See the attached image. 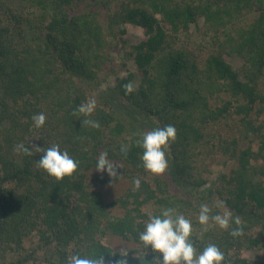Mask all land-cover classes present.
<instances>
[{
    "label": "trees",
    "instance_id": "trees-1",
    "mask_svg": "<svg viewBox=\"0 0 264 264\" xmlns=\"http://www.w3.org/2000/svg\"><path fill=\"white\" fill-rule=\"evenodd\" d=\"M129 26L144 38L128 41ZM92 99L93 113L77 111ZM168 124V167L153 174L138 141ZM54 144L79 160L63 180L36 163L35 147ZM102 152L117 175L95 169ZM201 204L230 211L229 227L201 225ZM169 207L192 221L198 251L213 243L222 264H264L247 254L264 250V0H0V264L90 252L115 264L121 248L149 264L138 233Z\"/></svg>",
    "mask_w": 264,
    "mask_h": 264
},
{
    "label": "clouds",
    "instance_id": "clouds-1",
    "mask_svg": "<svg viewBox=\"0 0 264 264\" xmlns=\"http://www.w3.org/2000/svg\"><path fill=\"white\" fill-rule=\"evenodd\" d=\"M128 93L134 88L132 83L124 85ZM96 107L95 99L81 104L77 111L85 116L93 113ZM33 126L40 128L45 125L46 115L44 112L33 114ZM83 125L88 124L92 127H99V123L93 120H82ZM177 136V130L174 125L168 124L163 127H156L151 131L142 133V139L138 144L142 147V163L144 169L153 173H163L168 167L166 150L170 141H174ZM18 150L25 154H31V150L24 144L17 145ZM35 150L41 152L37 166L45 170L50 176L57 180H63L65 176L74 174L79 166V160L70 156L67 150H61L58 144L47 148L35 147ZM121 151L127 153V147L122 146ZM95 169L111 175H117V165H114L106 152L100 153L96 160ZM135 186L140 187V180H135ZM211 209L207 204H201L199 209L198 221L201 225H207L209 220H213L221 228H228L232 220V214L225 209L223 214L210 216ZM235 223L239 225L237 217ZM240 228H233L232 236L240 235ZM193 226L192 221L184 214L177 212L174 208H163L157 215H149L144 229L138 233L139 241L144 248L155 254L149 264H222L224 253L213 243L207 244L202 251H198L192 240ZM116 256L115 254H112ZM129 251L121 248L120 258L115 264H129L127 259ZM65 264H105L104 256L97 252H90L87 255L69 254L66 257Z\"/></svg>",
    "mask_w": 264,
    "mask_h": 264
},
{
    "label": "rangeland",
    "instance_id": "rangeland-1",
    "mask_svg": "<svg viewBox=\"0 0 264 264\" xmlns=\"http://www.w3.org/2000/svg\"><path fill=\"white\" fill-rule=\"evenodd\" d=\"M125 37H127L128 41L135 43L137 41L139 42L141 39L144 38V33H143V30L141 28H138L136 26H129L128 27V32L126 33ZM119 59H121V55L120 54H119L118 60ZM232 61H234L235 66H237L239 63H241V60L238 59V58H235ZM131 62H132V60L130 59L129 63H128V68H129V70L136 72V67H135L134 63L132 64ZM123 73L125 74V71H123ZM138 80H139V78L137 76L136 79L132 83L133 86H137ZM109 81L113 82L114 81V76H110L109 77ZM109 189H110L109 190L110 194L113 196L116 193H118V191H120L122 189V186L120 184H116V185H113V186L109 187ZM111 240L114 242V244H116L118 246L119 245H122V246L125 245L124 244L125 241H123L122 239H117L115 237H112ZM247 254L249 256H252L253 258L254 257L260 258V256H261L264 259V250H261L260 252L252 250V251H248Z\"/></svg>",
    "mask_w": 264,
    "mask_h": 264
}]
</instances>
